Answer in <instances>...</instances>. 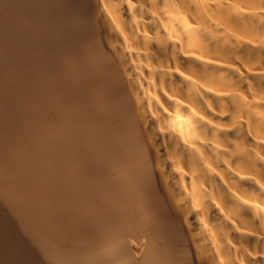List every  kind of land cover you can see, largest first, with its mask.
<instances>
[{
	"label": "bare ground",
	"instance_id": "obj_1",
	"mask_svg": "<svg viewBox=\"0 0 264 264\" xmlns=\"http://www.w3.org/2000/svg\"><path fill=\"white\" fill-rule=\"evenodd\" d=\"M0 264H264V0H0Z\"/></svg>",
	"mask_w": 264,
	"mask_h": 264
}]
</instances>
